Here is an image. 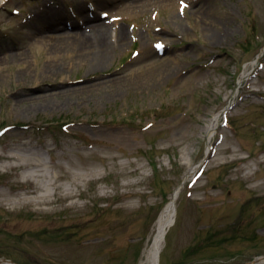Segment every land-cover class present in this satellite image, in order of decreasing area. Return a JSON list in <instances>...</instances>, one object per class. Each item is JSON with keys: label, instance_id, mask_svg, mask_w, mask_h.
Here are the masks:
<instances>
[{"label": "rangeland", "instance_id": "374dc122", "mask_svg": "<svg viewBox=\"0 0 264 264\" xmlns=\"http://www.w3.org/2000/svg\"><path fill=\"white\" fill-rule=\"evenodd\" d=\"M77 1L89 0H65L67 14L54 7L64 24L44 33L93 36L91 25L106 20L112 39L121 27L126 35L89 72L68 49L62 58L50 52L58 40L29 35L42 21L37 0L0 1V258L139 264L179 188L159 264L264 256V53L254 63L264 0H162L146 10L115 3L88 21ZM174 13L183 27L169 21ZM43 92L49 98L36 107L15 102ZM218 113L208 149L206 127ZM32 168L42 175L27 177Z\"/></svg>", "mask_w": 264, "mask_h": 264}, {"label": "bare ground", "instance_id": "6f19581e", "mask_svg": "<svg viewBox=\"0 0 264 264\" xmlns=\"http://www.w3.org/2000/svg\"><path fill=\"white\" fill-rule=\"evenodd\" d=\"M1 1V0H0ZM65 0H37L36 3L33 5L34 12H42V21L39 26H34L32 31L29 33L33 39L37 41H46V40H58V42L61 44H52L49 46V50L51 53L55 52L56 57L62 58L64 55L61 52L62 50L68 49V51L72 52L70 57V61H82L86 63V70L89 72V70H95L97 67H100L104 61L106 53L113 47L116 46V44H120L121 41H125L126 35L124 32V28L121 27L119 32H116L114 34V38L112 39L110 37V33L108 31V25L106 20H100L98 22L93 23L91 26H93V29H96L97 33L95 35H91L90 33H87L85 31H81L76 33H72L69 31H63V32H57L55 34H52V36L47 35L44 33L46 28L48 29H54V28H60L64 22L59 19L62 17L53 16L54 14H57L53 12L54 7H57V5H64L65 10H63L64 14L68 13V10L66 8ZM162 0H89L88 2H79L77 1L75 3L76 11H78L81 15H83V20L88 21L90 18L88 16L89 12H93L97 9H105L107 7H111L113 4L117 3L127 9H150L154 7L156 4L160 3ZM196 9L193 8V12H195ZM86 13V14H84ZM88 13V14H87ZM179 15L176 13L171 14V18L169 21L173 22L175 25H178L180 27H183V23L178 17ZM75 40H83V42L80 43V46H77ZM162 40H167V38H163ZM91 41V42H90ZM46 45L50 43L44 42ZM92 44V45H91ZM90 45V47H89ZM93 46V47H92ZM98 47V48H96ZM86 51H89L91 53H85ZM256 64V63H255ZM253 63V65H255ZM153 68V67H152ZM53 70L50 72L46 71L44 72V77H47L51 75ZM86 79H89V77H86ZM100 82V81H98ZM96 82H89L86 84H81L76 86L77 88H74L76 91L78 90H87L92 85H95ZM59 91V92H65ZM58 92V91H57ZM49 92H43L41 94H33L25 97H17L15 99V102L19 103L21 106L28 107H36L35 101H37L39 98L47 99L49 98ZM48 96V97H47ZM223 114V113H222ZM221 113L215 114L208 126L206 127L207 130V141H208V147L210 148L211 145V138L213 137V133L217 129L218 126V120L219 117L222 116ZM208 150V149H207ZM20 155V154H19ZM19 155L17 153H11L10 156L19 158ZM21 161L24 162V164H32L33 166L37 165L36 161H33L32 159L29 160L28 158L22 159ZM20 162H18L19 164ZM42 173H39L36 171L35 168H32L26 176L31 179H36L37 176H41ZM37 182L41 186L42 189L46 190L47 183H41L38 179ZM180 188L175 189V191L171 194L169 200L159 213L154 229H153V235L149 242V244L144 248L141 258L139 260V264H159V255L164 247V236L167 233V231L170 229V227L173 225L176 217V208H177V202L179 199L180 194ZM47 195L46 191H44L42 194L39 195L36 201H40L41 199H44ZM257 264L264 263V256L258 257L255 261ZM253 262V263H254ZM248 263V264H253ZM254 263V264H255ZM0 264H19L18 262L6 259V258H0Z\"/></svg>", "mask_w": 264, "mask_h": 264}]
</instances>
